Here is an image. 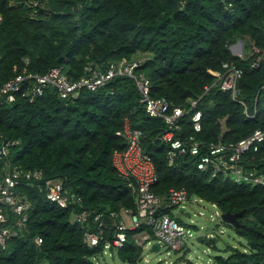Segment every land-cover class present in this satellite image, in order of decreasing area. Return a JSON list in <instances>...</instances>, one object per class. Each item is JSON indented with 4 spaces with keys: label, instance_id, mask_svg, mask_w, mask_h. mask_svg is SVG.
Instances as JSON below:
<instances>
[{
    "label": "trees",
    "instance_id": "1",
    "mask_svg": "<svg viewBox=\"0 0 264 264\" xmlns=\"http://www.w3.org/2000/svg\"><path fill=\"white\" fill-rule=\"evenodd\" d=\"M0 14V83L22 68L42 74L58 65L73 81L104 69L109 61L146 57L137 70L150 79V94L184 109L175 134L196 139L200 153L211 143L228 145L264 130V0H0ZM238 40L243 41L242 55L231 49ZM224 62L242 71L234 96L219 88ZM140 98L134 79L119 75L74 97L61 98L46 88L32 101L20 94L14 102L0 101V143L18 141L8 159L62 180L84 209L102 212L105 222L104 238L89 247L82 241L81 225L72 220L78 204L60 207L23 181L19 191L32 209L26 229L10 241L0 264H94L92 257L112 239L118 217L110 214L135 209L136 183L112 163L114 151L126 147V138L117 133L125 118L141 130L143 152L155 164L158 179L152 191L164 201L158 213L175 217V207L168 204L171 187H184L188 199L215 203L221 212H241L242 226L233 228L255 247H231L211 264H264V185L200 170V154L185 153L171 162L169 145L161 138L167 124L148 115ZM192 100L202 112L196 132ZM240 162L247 170L264 172V141ZM88 226L99 230L98 221L89 219ZM143 229L150 230L142 225L128 231L116 254L119 260L136 264L142 257L132 235ZM36 236L42 239L39 245ZM208 245L215 248L213 242Z\"/></svg>",
    "mask_w": 264,
    "mask_h": 264
},
{
    "label": "built area",
    "instance_id": "2",
    "mask_svg": "<svg viewBox=\"0 0 264 264\" xmlns=\"http://www.w3.org/2000/svg\"><path fill=\"white\" fill-rule=\"evenodd\" d=\"M1 19L0 14V21ZM237 54L242 55V52ZM145 59L146 57H140L132 61L125 59L109 61L104 69H95L73 81L67 78L63 68L58 65L50 67L42 74L22 68L16 71L12 77L0 83V101L14 102L17 94L32 101L40 96L46 88L55 89L61 98L74 97L83 88L95 90L116 76H130L136 82L145 112L150 116L163 118L167 124V129L161 138L169 145L168 158L171 162L175 157L185 153L200 154L196 163L200 170H211L214 175L222 174L251 186L264 185V172L247 170L240 162L245 152L258 150L259 144L264 141V130L255 129L250 135L228 145L222 142L211 143L203 153H200V143L196 139L190 137L185 141L175 134V129L179 127V119L185 112L184 109L170 106L165 97H153L150 94V79L137 70V67ZM222 66L224 72L218 77L219 88L223 91H230L234 96L237 78L242 71L236 65L227 62H224ZM252 66H257V63L253 62ZM14 69H16L15 66ZM208 88L205 86L206 90ZM196 105V100L190 102V110H194L191 115V123L195 132L201 130L202 116L201 110H198ZM117 133L126 138V147L123 150L114 151L112 163L118 173L134 179L137 186L135 209L124 208L120 213L112 212L110 214L113 218L118 217V220L113 222L112 239L105 240L102 252L92 257L94 264H100L99 258L107 253L116 255L118 250L124 247L128 231L136 230L142 225H147L150 230H139L132 235L134 243L141 246L142 249L150 248L154 242H158V251L162 246L177 251L181 247L183 237L192 235L190 228L180 223L175 217L158 213V209L164 201L152 191L158 174L151 156L143 152L141 130L132 127L129 120L125 118L122 130ZM17 143V140H3L0 143V256L7 254L10 241L23 232L27 226L32 204L27 195L19 191L23 181L38 187L47 200L60 207H68L71 203L78 204L80 209L72 214V220L81 225L82 241L89 247H95L104 238L101 230L102 224L105 223L103 213L84 209L81 198L74 197L65 188L62 180L45 178L41 169H25L22 165L11 162L8 159L9 150ZM190 201L203 200L199 197L188 199L184 187H171L168 190V204L173 205L175 209L186 210L185 204ZM210 204L216 209L215 215L219 216L220 211L215 203ZM153 209H156L154 213ZM184 212L182 211L181 215ZM188 213V216L191 217V213ZM198 214H203V211ZM125 217L130 219V225H126ZM89 219H92L93 222L98 221V231L87 227ZM34 241L39 245L42 239L36 236ZM141 258L136 264H141ZM182 264H187V261Z\"/></svg>",
    "mask_w": 264,
    "mask_h": 264
},
{
    "label": "rangeland",
    "instance_id": "3",
    "mask_svg": "<svg viewBox=\"0 0 264 264\" xmlns=\"http://www.w3.org/2000/svg\"><path fill=\"white\" fill-rule=\"evenodd\" d=\"M231 49L238 53L241 43L238 41L232 44ZM186 210L191 213V217L182 214L178 217L180 222L190 228L192 235H186L182 239L179 250L167 249L164 246L158 252L150 251L149 247L143 248L141 264H182L190 261L194 264H211L215 255L227 256L230 248L247 250V240L239 236L232 224L222 222L215 215L216 209L206 201H190L185 204ZM203 211V214H198ZM175 214V210H173ZM126 225H130V219L125 217ZM209 233L216 237L215 248L205 242L196 241L198 234ZM169 252V253H167ZM100 264H125L116 255L105 254L99 258Z\"/></svg>",
    "mask_w": 264,
    "mask_h": 264
},
{
    "label": "water",
    "instance_id": "4",
    "mask_svg": "<svg viewBox=\"0 0 264 264\" xmlns=\"http://www.w3.org/2000/svg\"><path fill=\"white\" fill-rule=\"evenodd\" d=\"M238 41L241 43V52H243V41L242 40H238ZM155 211H156V209L152 210L153 213ZM182 211H183V208H179L178 210H176L175 216H177V217L180 216ZM186 213H187V215L189 214L188 212H186ZM240 215H241V212L231 213L229 211H225V212L220 213V219L222 220V222H225V223H229V224H232L235 226H242V224L238 221V216H240ZM195 239L198 242H205L207 244H210L211 242L216 241V237L214 235H210L208 233L198 234L195 237ZM247 244L251 245L252 248L255 247V244L252 241L247 240ZM158 249H159V243L158 242H154L150 247V251L157 252Z\"/></svg>",
    "mask_w": 264,
    "mask_h": 264
},
{
    "label": "crops",
    "instance_id": "5",
    "mask_svg": "<svg viewBox=\"0 0 264 264\" xmlns=\"http://www.w3.org/2000/svg\"><path fill=\"white\" fill-rule=\"evenodd\" d=\"M233 51V50H232ZM234 52V51H233ZM239 52H241V49H240V51ZM243 53V52H242ZM237 54V53H236ZM186 208V207H185ZM175 211L177 210V209H174ZM183 211H185L183 214H186L187 215V213L186 212H189V211H187V210H183ZM182 213V212H181ZM220 213H221V211H220ZM175 215V214H174ZM181 216V215H180ZM188 216V215H187ZM175 217H177V216H175ZM179 217V216H178ZM218 218H220V215L218 216ZM182 223V222H181ZM213 232V231H212ZM212 232H210V231H207L206 233H212Z\"/></svg>",
    "mask_w": 264,
    "mask_h": 264
}]
</instances>
